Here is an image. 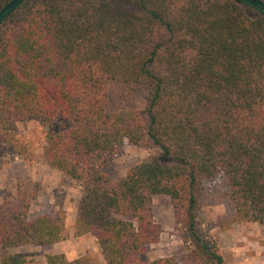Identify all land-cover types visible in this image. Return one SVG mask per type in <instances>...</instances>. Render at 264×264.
<instances>
[{
  "label": "trees",
  "instance_id": "16d2710c",
  "mask_svg": "<svg viewBox=\"0 0 264 264\" xmlns=\"http://www.w3.org/2000/svg\"><path fill=\"white\" fill-rule=\"evenodd\" d=\"M114 82L145 86L144 109L108 110ZM31 119L47 126V164L82 187L75 235L92 234L107 264H179L142 259L162 233L158 195L199 264H225L197 212L204 180L223 173L236 220L264 226V11L241 0H25L0 24V134ZM125 142L158 151L114 179L106 169ZM28 209L0 219V264H28L11 248L66 238L61 218Z\"/></svg>",
  "mask_w": 264,
  "mask_h": 264
},
{
  "label": "rangeland",
  "instance_id": "374dc122",
  "mask_svg": "<svg viewBox=\"0 0 264 264\" xmlns=\"http://www.w3.org/2000/svg\"><path fill=\"white\" fill-rule=\"evenodd\" d=\"M148 89L137 84H110L107 109L142 110ZM47 126L36 119L18 121L12 131L0 134V219L7 212L22 217L50 214L61 218L66 238L54 244H24L10 252L26 255L28 264H47L46 257L65 253L74 259L87 256L96 264H107L92 234L75 235L82 187L72 178L51 168L44 158ZM158 149L146 142H125L106 171L114 179L126 176L136 164L147 160ZM154 219L162 227L158 243L148 246L143 260L174 256L179 264L200 263L195 246L183 238L184 228L176 222L170 198L153 199ZM230 198V187L223 173L204 180L203 195L197 212L198 228L218 241L225 264H264V226L256 222H238ZM191 259V260H190Z\"/></svg>",
  "mask_w": 264,
  "mask_h": 264
},
{
  "label": "water",
  "instance_id": "95a60500",
  "mask_svg": "<svg viewBox=\"0 0 264 264\" xmlns=\"http://www.w3.org/2000/svg\"><path fill=\"white\" fill-rule=\"evenodd\" d=\"M25 0H12L10 1L1 11H0V24L7 19L16 9L17 7L24 2ZM247 2L258 9L264 11V2L260 0H241Z\"/></svg>",
  "mask_w": 264,
  "mask_h": 264
}]
</instances>
